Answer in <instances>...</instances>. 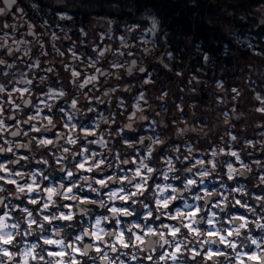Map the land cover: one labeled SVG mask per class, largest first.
Listing matches in <instances>:
<instances>
[{
	"label": "clouds",
	"instance_id": "obj_1",
	"mask_svg": "<svg viewBox=\"0 0 264 264\" xmlns=\"http://www.w3.org/2000/svg\"><path fill=\"white\" fill-rule=\"evenodd\" d=\"M0 264H264V0H0Z\"/></svg>",
	"mask_w": 264,
	"mask_h": 264
}]
</instances>
